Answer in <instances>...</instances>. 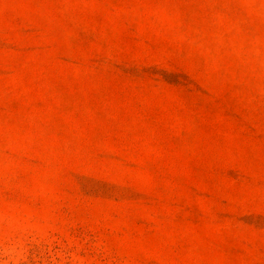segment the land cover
Instances as JSON below:
<instances>
[{
    "label": "rangeland",
    "instance_id": "rangeland-1",
    "mask_svg": "<svg viewBox=\"0 0 264 264\" xmlns=\"http://www.w3.org/2000/svg\"><path fill=\"white\" fill-rule=\"evenodd\" d=\"M0 264H264V0H0Z\"/></svg>",
    "mask_w": 264,
    "mask_h": 264
}]
</instances>
